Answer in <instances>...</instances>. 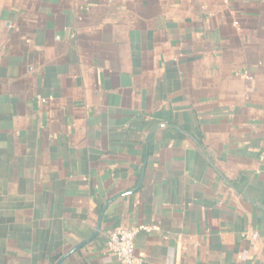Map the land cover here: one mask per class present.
Returning a JSON list of instances; mask_svg holds the SVG:
<instances>
[{
    "label": "crops",
    "instance_id": "crops-1",
    "mask_svg": "<svg viewBox=\"0 0 264 264\" xmlns=\"http://www.w3.org/2000/svg\"><path fill=\"white\" fill-rule=\"evenodd\" d=\"M264 264V0H0V264Z\"/></svg>",
    "mask_w": 264,
    "mask_h": 264
},
{
    "label": "built area",
    "instance_id": "built-area-1",
    "mask_svg": "<svg viewBox=\"0 0 264 264\" xmlns=\"http://www.w3.org/2000/svg\"><path fill=\"white\" fill-rule=\"evenodd\" d=\"M141 230H149L145 225L134 227L118 226L111 229L105 240L104 254L116 258L121 264H135V236Z\"/></svg>",
    "mask_w": 264,
    "mask_h": 264
}]
</instances>
